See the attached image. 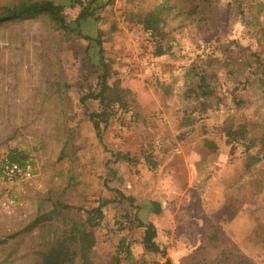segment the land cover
Listing matches in <instances>:
<instances>
[{
    "label": "rangeland",
    "instance_id": "1",
    "mask_svg": "<svg viewBox=\"0 0 264 264\" xmlns=\"http://www.w3.org/2000/svg\"><path fill=\"white\" fill-rule=\"evenodd\" d=\"M19 1L0 0V15ZM47 1L64 5V0ZM100 1L110 5L98 11L100 21L86 25L84 34L92 41L75 32L66 38L55 34L42 18L0 25V164L12 151L33 168L29 180L0 177V200L17 203L9 214L0 213V241L18 245L17 257L33 247L40 226L60 233L63 216H76L61 209L52 221L33 224L54 203L89 209L110 201L96 232L95 264H109L123 237L139 264L163 261L142 250L139 231H118L126 215L154 225L156 241L173 264H264V242L257 237L264 230V163L244 176L242 149L231 156L221 143L214 156L203 147L202 139L214 137L227 109L196 115L198 102L185 98L183 79L187 68L202 62L200 54L217 45H248L264 57L261 33L245 27L259 7L254 0L213 2L210 23L196 24L194 30H180L177 26L185 23L170 20L172 59L154 58V44L138 25L140 14L157 0ZM76 12L64 7L66 22L71 24ZM259 20L264 23V13ZM94 28L109 64L108 84L127 92L130 107L100 134L87 117L98 110L97 102H80L97 88L102 70ZM187 114L196 119L192 131L178 130ZM117 153L128 161L116 160ZM109 190L133 198L135 209L112 201ZM216 234L221 244L210 242ZM9 236L14 238L5 241Z\"/></svg>",
    "mask_w": 264,
    "mask_h": 264
},
{
    "label": "trees",
    "instance_id": "2",
    "mask_svg": "<svg viewBox=\"0 0 264 264\" xmlns=\"http://www.w3.org/2000/svg\"><path fill=\"white\" fill-rule=\"evenodd\" d=\"M218 1L220 0H157L155 4H150L148 11L140 14L138 25L149 35L154 44L152 56L160 58L168 55L174 59V54L171 53L172 41L167 40L166 31L170 20L178 19L179 23H185L177 26L180 30L184 31L187 28L194 30L196 24L200 26L210 23L212 17L209 10L213 2ZM254 2L259 8L250 13L251 20L245 27L258 29L264 38V23L259 20V16L264 13V0H254ZM109 5L110 3H103L100 0H64V5L47 0H21L3 10L0 15V25L42 18L55 34L66 38L67 35L75 32L82 40L92 41L93 39L84 34L86 25L88 22L100 21L98 11L104 12ZM64 7L77 10L71 24L66 22ZM244 9L245 7L242 6L240 10L242 14ZM93 31L96 35L94 43L98 48L102 70L97 75V88L82 96L80 102L83 105L88 100L97 102L98 110L88 111L87 117L94 131L100 134L113 119L119 116L118 114L128 113L130 107L126 99L127 92L118 88L117 84H108L109 64H104L100 37L95 28ZM246 36L249 39L251 34ZM231 45H217L208 53L202 52L200 54L202 62L200 64L194 62L187 68L183 75L184 81H187L185 98L198 102V109H193V112H197L196 115L227 109L224 119L215 128L214 137L202 139L203 147L214 156L218 154L221 143L229 148L231 156L238 149H242L241 167L244 176H247L264 163V57L248 45L240 46L237 43L236 46L235 42ZM235 48L239 51L237 52ZM241 52L246 56L238 57ZM87 54L89 55V51ZM251 59H254V64L249 62ZM195 123L196 119L187 114L179 120L176 127L178 130L188 128L192 131L191 128ZM5 158L20 166L29 163L25 162V156L12 151ZM115 158L118 161H128V158L119 153ZM151 164L155 167L153 163ZM109 191L114 193L112 201L128 202L135 209L133 198L124 196L118 190ZM109 204L110 201H103L95 208L78 209L54 203L52 210L37 216L33 224L52 221L54 216L59 215L61 209L76 212V216H63L60 224L64 229L60 233L52 226H40L32 237L33 247L17 257L18 245L0 241V252L3 253L0 264H8L16 259L21 260L23 264H95L93 255L98 245L96 232L102 227L103 208ZM79 215L81 218L78 217ZM124 225L119 224L118 231H139L138 244L142 250L163 260L150 264H173L167 258L166 250L158 245L157 231L153 224L142 223L136 215L132 218L126 215ZM257 237L264 242V230L262 235ZM13 238L14 236H9L5 241L9 242ZM210 242L222 243L217 234L210 238ZM129 244L127 238L119 239L109 264H139V260H134ZM222 257L223 262L226 263L230 256L226 254ZM141 264L145 263L142 261Z\"/></svg>",
    "mask_w": 264,
    "mask_h": 264
},
{
    "label": "built area",
    "instance_id": "3",
    "mask_svg": "<svg viewBox=\"0 0 264 264\" xmlns=\"http://www.w3.org/2000/svg\"><path fill=\"white\" fill-rule=\"evenodd\" d=\"M33 175V168L30 163L20 166L14 161L4 158L0 164V177L4 181L29 180ZM17 203L13 199L0 200V213L9 214L15 209Z\"/></svg>",
    "mask_w": 264,
    "mask_h": 264
}]
</instances>
